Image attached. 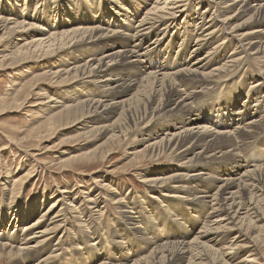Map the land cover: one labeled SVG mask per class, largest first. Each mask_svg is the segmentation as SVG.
<instances>
[{
  "label": "bare ground",
  "instance_id": "1",
  "mask_svg": "<svg viewBox=\"0 0 264 264\" xmlns=\"http://www.w3.org/2000/svg\"><path fill=\"white\" fill-rule=\"evenodd\" d=\"M104 2L99 16L106 4L0 0V71L33 77L42 91L33 107L47 127L80 130L85 149L60 164L92 170L120 148L146 196L125 195L115 171H92L79 173L92 187L57 190L43 211L38 199L15 206L39 175L32 155L23 176L9 166L0 178V257L257 264L264 257V0ZM51 86L72 91L57 97ZM6 105L17 112L22 103ZM39 129L8 137V147L36 150Z\"/></svg>",
  "mask_w": 264,
  "mask_h": 264
},
{
  "label": "rangeland",
  "instance_id": "2",
  "mask_svg": "<svg viewBox=\"0 0 264 264\" xmlns=\"http://www.w3.org/2000/svg\"><path fill=\"white\" fill-rule=\"evenodd\" d=\"M4 1H6L7 3L11 2V0H4ZM82 2H86L90 5H93V7L94 5L105 6L106 4L107 8L104 7L102 11L97 9L100 12L98 14L99 16H101L100 14L106 12L108 9V4L107 2H104V0H82ZM28 7H29V2H28ZM32 8L34 9L35 6ZM171 58L174 59V56H171ZM178 60H181V58H179ZM30 67L33 69L38 68L37 65H33V64H31ZM18 72L19 73L21 72L20 69L15 71H7V70L0 71V178L3 177L6 171L5 170L6 167L8 169L10 167L12 168L13 176L15 178L23 176L33 166L32 164L34 163V158L32 155H38L36 156L37 157L36 159L38 160L37 162L38 164L35 163V165L37 164L36 168L38 169L39 175L36 178H34V182L32 184H30L24 189V192L22 194L21 193L17 194V196L14 198V202H16L15 206L25 203L27 204L30 203L31 201L38 199L39 201L41 200L46 202L45 206H43V209L41 210L43 211L46 209L47 206H49L51 202V200L47 202V198L57 190L67 189L68 191L74 192L77 190H83L84 188L92 187L93 183L89 181V177L88 176L83 177L79 175L80 172L93 174L94 171H100L99 174L96 176L99 177L100 175L102 176L106 175L110 170L115 171L117 176L115 180L120 185V188L123 189V191H125V195H127L128 197L129 196L132 197L131 194H133L134 198H136L137 196L140 197L146 196L145 194L146 192H144L145 191L144 188L138 182L139 177L138 176L135 177L134 172H131L133 168L127 166L129 160H127L125 153L122 150H120V148L117 149L116 150L117 153L110 158L111 160H109V163L106 162L102 165L98 164L95 167L93 166L91 168L92 170L83 169V167H80L82 168L80 169L78 166H83V165L80 164L76 165L75 163L73 164L74 166L70 165L68 167L67 165L66 166L67 168L64 165L60 164V162L64 161V159L66 160L71 156H75L85 149V147L82 145L83 142L78 141L77 139V134L80 133L79 132L80 130H77L75 127H71L72 125H68L66 122L64 123L56 122L52 127H47V124H45L43 119L44 115L42 113L40 114V112L38 111L39 107H33V105L36 104L37 99H39V96L37 95L38 94L40 95L42 91L39 90L34 91L33 86L35 85V82L32 81L33 77H31L29 74H24V76L18 77L19 76ZM17 77L21 79H19L18 81ZM25 77L28 78L22 79ZM16 81L20 82L21 84L19 86L13 87ZM43 82H46V80H44ZM51 88H52L51 91L56 92V94L54 95H56L57 97H59L57 91H59L60 93H65V90L72 91V90H67L66 88L61 90L60 86L58 88H55V86H51ZM243 95H245V92H243ZM243 95L241 96V98L244 97ZM14 100L16 102L22 103L21 109L18 110L17 112L11 111L12 110L11 107L6 105L9 102H13ZM4 105L6 106L5 108H3ZM39 126L40 129L38 130L37 135L42 136L41 137L42 139L39 143L37 142L34 143L37 146L35 147L36 150H32L28 152L24 150H18L14 146H12L11 148L8 147L9 146L7 144L8 140L10 139L18 140L15 137L25 138L34 128ZM1 135L3 136V138H1L2 137ZM3 148L6 149L2 151ZM129 152L130 151L128 148V151L126 153L129 154ZM161 161L162 160L153 162L154 163L153 166L157 168L166 163L164 161L165 163L162 164ZM59 166L61 167L59 168ZM63 169H67V172L64 173ZM77 169H80L81 171H78ZM103 192H104L103 196L106 199H108L107 191H103ZM1 194H0V211H1V202H3L1 199V197L3 196ZM8 200H9V196L7 197V201ZM7 201L5 203H7ZM188 203L192 204L193 206V207H188V209H191L192 211H197L199 213L201 211V216H202V214L204 213V209L201 208L199 204L197 203L194 204L191 202ZM37 216L38 214L33 216L30 222L35 220ZM110 218H113L114 220L116 219L115 221H117L116 217H110ZM110 218H108V216L106 217L107 220ZM113 219H111L110 227L115 222ZM108 224L106 225V227H108ZM171 226L174 227L175 223L174 224L172 223ZM200 226L201 223L200 224L198 223V228ZM187 228L188 226L186 227L185 230H187ZM7 235L10 234L7 233L6 237ZM261 252H262L261 249H259V253L257 251V254H262ZM263 258L264 257H260V255H258L257 264H263L264 263ZM9 261H10L9 257H5V256L0 257V264H11Z\"/></svg>",
  "mask_w": 264,
  "mask_h": 264
}]
</instances>
